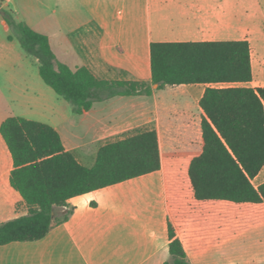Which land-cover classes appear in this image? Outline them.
Instances as JSON below:
<instances>
[{"label":"crops","instance_id":"obj_1","mask_svg":"<svg viewBox=\"0 0 264 264\" xmlns=\"http://www.w3.org/2000/svg\"><path fill=\"white\" fill-rule=\"evenodd\" d=\"M32 1L51 8V34L39 33L49 37L56 58L72 69L85 67L99 80L150 83L152 43L248 41L252 81L246 86L264 87V0ZM24 2L1 0V9L29 26L25 16L20 17ZM0 29L4 31L0 34V67L7 71L29 56L17 40H8L11 32L1 10ZM206 87L192 84L157 89L152 85L150 96L113 97L76 115L90 116L98 110L95 125H64L54 113L47 125L57 131L65 150L82 165L93 164L101 141L122 139L136 129H154L160 169L71 198L68 203L73 211L67 221L54 226L39 241L0 246V264H164L170 258L168 226L172 227L168 183L183 176H187L194 205L210 207L206 220L215 231V204L226 202L196 201L187 175L191 160L202 151L204 112L200 100ZM121 105H127L125 117ZM8 111L0 95V125L12 117ZM88 157L91 165L85 164ZM12 168L0 135V222L26 213L21 197L9 183ZM259 177H264V167L253 180ZM174 233L188 264H207L211 252L217 250V245L203 249L201 241L190 248L188 240ZM216 237L215 233L214 240ZM212 240L213 235L209 242ZM250 262L260 263L255 257Z\"/></svg>","mask_w":264,"mask_h":264},{"label":"trees","instance_id":"obj_2","mask_svg":"<svg viewBox=\"0 0 264 264\" xmlns=\"http://www.w3.org/2000/svg\"><path fill=\"white\" fill-rule=\"evenodd\" d=\"M0 10L10 28L8 40H17L36 60L42 82L75 115L113 97L150 96L152 85H208L200 100L202 151L187 170L193 197L234 205L264 203V182L252 184L264 167V87L246 86L252 81L248 41L152 43L150 83L99 80L85 67L72 69L59 61L49 37L1 9V0ZM0 135L12 160L10 186L26 206L24 215L0 222V246L43 239L68 220L73 197L160 169L154 129H136L105 143L89 167L65 150L60 135L47 124L12 116L0 125ZM60 210H65L61 218L56 214ZM168 236L170 258L164 264H188L171 225Z\"/></svg>","mask_w":264,"mask_h":264},{"label":"rangeland","instance_id":"obj_3","mask_svg":"<svg viewBox=\"0 0 264 264\" xmlns=\"http://www.w3.org/2000/svg\"><path fill=\"white\" fill-rule=\"evenodd\" d=\"M13 6L10 4L9 8L13 9ZM20 10L22 14L20 17L25 16V22H29L33 30L51 34L50 7L38 6L32 0H25ZM0 34L4 35L2 29ZM27 59L26 62H17L7 71L0 67L1 102L5 105V110H9L10 116L47 124L56 113L64 125H95L99 117L98 110L90 116H76L72 107L42 82L33 58L27 57ZM126 107L127 105L120 107L123 117L126 116ZM111 141L113 140L105 139L101 141L99 147ZM89 150L94 152V148ZM76 155L79 156L80 152ZM89 157L85 162L86 165L92 164V159L90 160ZM186 177L169 179L168 183V203L172 209L173 230L183 240H188L190 248H194L198 241H201L203 249H210L211 245L214 249L216 248L214 245H217V250L211 252L207 264H250L252 257H255L259 264H263L264 203L259 205L215 204L218 207V224L216 230L211 231L209 222L206 220L210 207L201 206L198 209L194 205L190 200ZM263 181L264 177H259L253 180V184L258 186ZM56 214L61 218L60 211ZM215 233L216 240H214ZM211 235L213 240L210 243Z\"/></svg>","mask_w":264,"mask_h":264},{"label":"built area","instance_id":"obj_4","mask_svg":"<svg viewBox=\"0 0 264 264\" xmlns=\"http://www.w3.org/2000/svg\"><path fill=\"white\" fill-rule=\"evenodd\" d=\"M216 86H223L224 87L225 85H216ZM219 88H221V87H219Z\"/></svg>","mask_w":264,"mask_h":264}]
</instances>
